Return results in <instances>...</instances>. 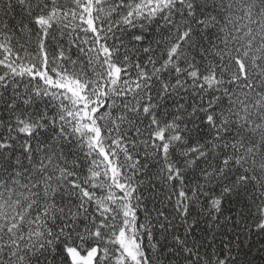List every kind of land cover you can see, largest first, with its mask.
Instances as JSON below:
<instances>
[{"label": "snow or ice", "instance_id": "6c2138e0", "mask_svg": "<svg viewBox=\"0 0 264 264\" xmlns=\"http://www.w3.org/2000/svg\"><path fill=\"white\" fill-rule=\"evenodd\" d=\"M0 264H264V0H0Z\"/></svg>", "mask_w": 264, "mask_h": 264}]
</instances>
